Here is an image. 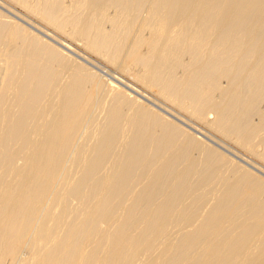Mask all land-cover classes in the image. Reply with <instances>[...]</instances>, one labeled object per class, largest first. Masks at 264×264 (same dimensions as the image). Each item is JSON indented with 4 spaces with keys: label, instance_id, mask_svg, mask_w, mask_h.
Here are the masks:
<instances>
[{
    "label": "bare ground",
    "instance_id": "6f19581e",
    "mask_svg": "<svg viewBox=\"0 0 264 264\" xmlns=\"http://www.w3.org/2000/svg\"><path fill=\"white\" fill-rule=\"evenodd\" d=\"M14 1L264 160V0ZM6 22L0 264H264L261 178Z\"/></svg>",
    "mask_w": 264,
    "mask_h": 264
},
{
    "label": "rangeland",
    "instance_id": "374dc122",
    "mask_svg": "<svg viewBox=\"0 0 264 264\" xmlns=\"http://www.w3.org/2000/svg\"><path fill=\"white\" fill-rule=\"evenodd\" d=\"M34 1L35 0H30V2ZM63 1H65L64 3L66 5H69L73 0ZM16 3L17 2H13V0H0V21L5 20V22L8 21L6 23L15 22L20 24L21 27H24V29H26L28 32L30 31L31 34L36 35L47 44L49 43V45H53L52 47H55L54 49H57L60 54L62 52L63 56L66 55L65 57H68L71 61L78 64L80 63L86 71L92 73L95 80L97 82L99 81L100 83H98L102 85V88L101 86L99 87V92L97 91V94L99 95H96V102L99 104H102L103 102L106 103L110 99V96H108L109 94H113V91H121V93H123L126 97L128 96V99H133L132 101L134 103L138 102L139 105L143 104L142 106H147L150 110L162 116L164 120H167L171 123L173 122L175 125L177 124V126H180L179 128L182 130L184 129L188 136H190L193 140L204 143L210 148L212 147V149L218 151L219 154L224 155L225 158L227 156V159L231 160L232 164L235 163L236 166L240 165V167L242 166L249 172H253L252 174H255V176L261 178V180L264 182V160L259 158L257 154H254V152L251 154L246 148L243 147V149L240 144H236L235 141L231 139V137H227V139L226 137L222 136L223 134L218 130L217 131L219 133L215 132L213 128L210 129L211 126L208 124V127L206 122H201V120H197L196 117V119H194L190 113L174 105L164 97L162 98V96L159 94L155 93L151 89H148L145 85H143V83L134 79V77H132L133 75L130 74L128 70H121L122 68L117 64L110 63L106 58L104 59L101 56L99 57V55L88 49L86 45H83L84 43L81 40L79 41L77 39L71 38V36H68L67 32L61 33V31L49 26L47 22L46 24L45 21H42V19L36 15L34 16V14L29 13L28 10L23 9V7L20 5L18 6ZM144 11L142 12L141 10V14H144ZM112 13H114L113 8H108V14L112 15ZM103 22L107 29L112 27L109 21L105 20ZM61 43H65L69 48L65 47V45ZM220 80L222 86H225L227 80L225 78H221ZM108 89L113 91L111 92ZM105 98L106 100L104 101ZM111 99H113L112 96ZM111 99L108 102L109 104L112 101ZM260 106L263 107L262 102ZM98 108L96 109L98 112H96V114H99L98 118L101 119L103 114L102 112L99 113ZM213 115L214 113L211 112V110L207 112L208 117H213ZM253 115V121H257V114ZM194 151L197 155L199 149L195 148L193 149V152ZM27 253V249L24 248L20 255L21 257H26L25 255H28Z\"/></svg>",
    "mask_w": 264,
    "mask_h": 264
}]
</instances>
